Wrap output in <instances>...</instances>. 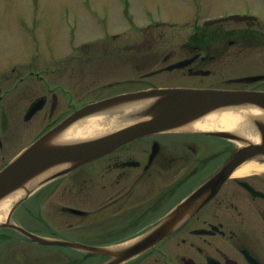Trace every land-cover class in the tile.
Wrapping results in <instances>:
<instances>
[{
	"label": "flooded vegetation",
	"instance_id": "flooded-vegetation-1",
	"mask_svg": "<svg viewBox=\"0 0 264 264\" xmlns=\"http://www.w3.org/2000/svg\"><path fill=\"white\" fill-rule=\"evenodd\" d=\"M233 33L239 34L249 50L264 47L263 33L250 25ZM199 47L193 46L196 52L183 58L192 60L183 68L167 69L170 55L151 61L159 67L150 75L179 72L176 79L181 83L192 78L196 80L193 86L200 87L203 77L212 74L207 64L216 57L202 54ZM224 59L227 57L219 60ZM263 83L264 79L226 88L264 92ZM159 87L165 86L103 93L112 87H96L91 92L90 87H52L44 82L42 93L28 107L37 102L42 104L40 111L48 107L44 133L89 103ZM59 106L67 111L55 116ZM32 118L26 121L23 116L26 122ZM3 145L0 139V149ZM235 149L234 143L222 137L184 130L132 140L28 196L10 216V223L19 228H0V264H106L110 257L82 254L72 245L112 250L127 247L216 174ZM256 162L264 164V159ZM32 236L60 244L39 243ZM120 264H264V170L230 175L216 194L171 234Z\"/></svg>",
	"mask_w": 264,
	"mask_h": 264
},
{
	"label": "rangeland",
	"instance_id": "rangeland-1",
	"mask_svg": "<svg viewBox=\"0 0 264 264\" xmlns=\"http://www.w3.org/2000/svg\"><path fill=\"white\" fill-rule=\"evenodd\" d=\"M247 25L264 35V0H0V169L48 127V107L23 119L44 82L91 92L112 87L103 93L192 87L196 80L181 83L179 72L150 75L159 67L150 62L167 55L166 64L178 62L199 45L216 57L201 86L228 87L230 79L264 74V47L249 50L233 33ZM66 111L59 106L55 116ZM16 194L8 212L22 197Z\"/></svg>",
	"mask_w": 264,
	"mask_h": 264
},
{
	"label": "water",
	"instance_id": "water-1",
	"mask_svg": "<svg viewBox=\"0 0 264 264\" xmlns=\"http://www.w3.org/2000/svg\"><path fill=\"white\" fill-rule=\"evenodd\" d=\"M186 63H179L175 67ZM260 78L262 77H248L239 81H255ZM41 107L40 102L32 104L25 118L29 119ZM235 107L251 108L261 112L260 115L250 117L258 141L247 139L238 130L208 131L207 133L211 135L233 139L243 145L230 155L225 166L214 177L180 203L153 230L130 246L112 251L78 246L87 252L110 256L112 260L106 264H118L159 242L178 225L193 216L212 198L238 165L264 157V93L160 88L118 95L83 106L40 136L0 170V201L17 192H23L25 198L43 184L115 150L130 140L183 128L215 111ZM107 114L126 116V124L115 131L93 138L69 142L58 141L59 136L66 129L81 119ZM12 211L13 209L10 212ZM7 220L9 221V218ZM6 226L12 225L9 222L0 223V227ZM37 241L48 243L40 238Z\"/></svg>",
	"mask_w": 264,
	"mask_h": 264
},
{
	"label": "bare ground",
	"instance_id": "bare-ground-1",
	"mask_svg": "<svg viewBox=\"0 0 264 264\" xmlns=\"http://www.w3.org/2000/svg\"><path fill=\"white\" fill-rule=\"evenodd\" d=\"M128 113V111H125ZM260 112L251 108H227L218 110L208 116L192 123L188 126L191 130H239L247 139L257 141V135L252 131L249 118L251 115H259ZM124 115L115 114L113 116L97 115L85 118L74 123L66 129L58 138L60 142L83 140L101 135L105 132L117 129L126 123ZM264 164L256 161H249L239 166L233 173L234 176H243L251 171L263 170ZM17 194H12L0 202V217H5L8 213L7 203Z\"/></svg>",
	"mask_w": 264,
	"mask_h": 264
}]
</instances>
